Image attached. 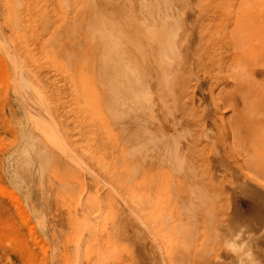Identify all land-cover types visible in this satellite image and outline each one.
<instances>
[{
	"label": "rangeland",
	"instance_id": "1",
	"mask_svg": "<svg viewBox=\"0 0 264 264\" xmlns=\"http://www.w3.org/2000/svg\"><path fill=\"white\" fill-rule=\"evenodd\" d=\"M0 264H264V0H0Z\"/></svg>",
	"mask_w": 264,
	"mask_h": 264
},
{
	"label": "bare ground",
	"instance_id": "2",
	"mask_svg": "<svg viewBox=\"0 0 264 264\" xmlns=\"http://www.w3.org/2000/svg\"><path fill=\"white\" fill-rule=\"evenodd\" d=\"M113 38H114V37H113ZM115 40L117 41V39H114V40H111V41L109 40V41H110V42H112V41L115 42ZM119 40H120V39H118V41H119ZM118 41H117V42H118ZM241 43H242V42H241ZM109 44H110V43H109ZM111 44H113V43H111ZM122 44H123V42H122ZM122 44H121V45H122ZM118 45H119V43H118ZM118 45H117V46H118ZM112 46H113V45H112ZM107 47H109V45H108ZM113 47H115V46H113ZM121 47H123V46H121ZM110 48H111V47H110ZM118 48H120V46H119ZM112 49H113V48H112ZM112 49H111V50H112ZM120 49H122V48H120ZM120 49H117V50H120ZM117 50L115 49L116 52H117ZM123 50H124V48H123L122 50H120V51H123ZM120 51H118V54H121V53H122V52L119 53ZM125 51H126V50H125ZM108 52H109V51H108ZM112 52H113V50H112ZM109 53H110V52H109ZM113 53L115 54V52H113ZM125 53H126V52H125ZM118 54H117V55H118ZM108 55H109V54H108ZM115 55H116V54H115ZM112 56H113V54H112ZM112 56H111V57H112ZM104 57H105V56H104ZM106 57H107V55H106ZM108 57H110V56H108ZM113 57H114V56H113ZM118 57H119V55H118ZM123 57H124V56H123ZM119 58H120V57H119ZM119 58H118V59H119ZM124 58H125V57H124ZM106 59H107V58H106ZM120 59H121V58H120ZM120 59H119V60H120ZM122 59H123V58H122ZM103 60L106 61L105 59H103ZM110 60H111V59H110ZM110 60H109V61H110ZM127 60H128V58H127ZM120 61H121V60H120ZM110 62H112V61H110ZM118 62H119V61H118ZM107 63H108V62H107ZM113 63H114V61H113ZM119 63H120V62H119ZM128 63H129V62H128ZM110 64H111V63H110ZM110 64H109V65H110ZM103 66H106L105 68H108V70L110 69L109 67H107L106 62H104V65H103ZM111 66H112V65H111ZM112 67H113V66H112ZM114 67H116L115 64H114ZM114 67H113V68H114ZM108 70H105V71H108ZM111 70H114V69H111ZM115 71H116V72H113L114 75H115V73L117 74V70H115ZM101 72H102V70H101ZM103 73H106V72L103 71ZM109 73H110V72H109ZM109 73L107 72L106 74L108 75ZM113 73H112V74H113ZM236 73H237V72H236ZM238 73H239V71H238ZM99 74H100V73H99ZM112 74H111V76H112ZM234 74H235V73H234ZM109 75H110V74H109ZM114 75L112 76L113 78H114ZM111 76H110V78H112ZM115 76H116V75H115ZM104 78H105V77H104ZM108 78H109V76H108ZM114 79H116V77H115ZM114 79H112V80H114ZM110 81H111V80H110ZM114 81H116V80H114ZM111 83H112V82H111ZM114 83H115V82H114ZM118 90L120 91V88H119ZM121 91H122V90H121ZM30 107H31V106H30ZM31 109L34 110L35 108H34V109H33V108H30V111H32ZM34 112H35V111H34ZM31 115H32V114H31ZM31 117H32V116H31ZM39 118H40V120H41V117H39ZM46 121H47V120H46ZM39 122H40V121H39ZM47 123H48V122H47ZM47 123L44 124V125H49V123H48V124H47ZM40 124H42V123L40 122ZM44 125H43V126H44ZM41 126H42V125H41ZM251 159H252V158H251ZM251 159H250V160H251ZM245 160H246V159H245ZM144 198H145V197H144ZM139 201H140V200H139ZM141 205H142V204H141ZM143 209H144V208H143ZM96 212H97V211H96ZM43 225H44V224H43ZM83 227H84V226H83ZM74 234H75V233H74ZM231 234H235V233H231ZM239 236H240V234H239ZM238 238H239V237H238ZM243 239H244V238H242V240H243ZM240 242H241V241H240ZM230 243H231V242H230ZM234 243H235V242H234ZM242 243H243V242H242ZM239 244H240V243H239ZM228 245H229V243H228ZM232 249H233V248H232Z\"/></svg>",
	"mask_w": 264,
	"mask_h": 264
}]
</instances>
